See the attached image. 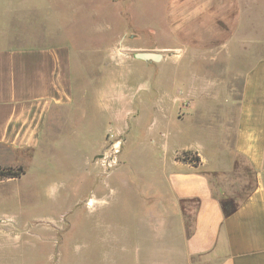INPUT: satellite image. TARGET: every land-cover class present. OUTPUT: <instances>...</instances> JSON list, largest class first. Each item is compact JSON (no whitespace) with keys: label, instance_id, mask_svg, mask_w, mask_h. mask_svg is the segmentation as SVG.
<instances>
[{"label":"crops","instance_id":"crops-1","mask_svg":"<svg viewBox=\"0 0 264 264\" xmlns=\"http://www.w3.org/2000/svg\"><path fill=\"white\" fill-rule=\"evenodd\" d=\"M78 1L0 0V168L20 169L17 177L0 178V264H26L32 234L43 235L40 264H54L46 227H33L36 209L76 207L67 203V188L96 185V170L89 168L96 148L89 146L84 180L79 169L58 168L61 192L49 198L47 158L58 148L64 156L57 160L80 150L64 128L98 127L102 136L123 127V61L113 67L105 59L98 77L82 73L79 51L63 40V17L79 13ZM166 14L176 39L161 46L170 65H189L194 47L214 49L201 60L221 56V64L238 65L240 83L231 88L224 71L201 83L187 72L176 75L182 97L151 117L152 180L137 186L132 204L134 217L152 225L142 233L166 241L152 250L129 247L127 228L123 264H264V0H167ZM21 17H34L38 34L17 40ZM140 52L160 55L158 61L136 59V53L134 61L124 59L135 63L140 79L149 68L148 79L167 74L159 69L162 52ZM91 103L105 105L100 116ZM124 111L137 123L146 118L141 106Z\"/></svg>","mask_w":264,"mask_h":264},{"label":"rangeland","instance_id":"rangeland-1","mask_svg":"<svg viewBox=\"0 0 264 264\" xmlns=\"http://www.w3.org/2000/svg\"><path fill=\"white\" fill-rule=\"evenodd\" d=\"M77 8L79 13L75 16L63 17V40L79 51L82 73L98 77L105 59L109 58L113 67L123 61V127H112L102 136H98V127L93 129L75 124L73 127L68 125L72 128L67 131L64 128V133L73 134V143L80 150L73 159L57 160L55 155L64 156L62 149L58 148L53 159L47 158L45 170L49 179V198H55L61 192H57L55 185L61 178L58 168L72 166L71 169H79V179L84 180L82 176L87 175V164L83 160L84 154H91L89 146L96 148V155L89 165L90 170L93 167L96 170V185L93 188L89 182H80L79 187L69 186L64 192L69 197L67 203L79 205L36 209L40 218H34L33 227H46V247L53 253L54 264L57 259L63 264H123V232L127 228L133 234L129 238V247L136 248L140 243L141 249L152 250L158 248L159 243L163 246L166 241L158 242L153 235L144 234L151 230L152 225L141 224L142 219L134 217L132 204L133 197L138 193L137 186L152 180L155 161L151 157V117L158 107L172 109L182 97L178 90L182 88L183 81L177 80L176 75L187 72L189 76L198 77V83H201V80L215 81L219 72L224 71L231 88L235 90L240 83V78H236L239 70L238 65L221 64V56L217 57L221 58L219 61L201 60V53L215 54L214 49L204 47L192 48L189 55L193 62L189 65H170L168 52L161 49V46H170L176 41L168 30L167 0H80ZM37 25L34 17H25L17 23V40L38 34ZM145 49L162 52L164 61L158 64L161 72H167L164 77L148 79V73L154 72L153 68H149L144 79H140L141 71L135 63H125V58L134 61L133 54ZM171 71L173 78L169 76ZM76 74H79L77 67ZM127 95H130L128 99ZM104 106L91 103L90 111L97 113L96 116L98 109ZM137 106H141L146 117L140 123L132 116L128 118L124 111H132ZM64 138L66 140V135ZM142 149L148 152H142ZM44 211L47 214L42 213ZM187 218L186 227L190 225V217ZM30 247L31 254L27 255L26 264H40L43 256L40 249L45 247L43 235L32 234Z\"/></svg>","mask_w":264,"mask_h":264},{"label":"trees","instance_id":"trees-1","mask_svg":"<svg viewBox=\"0 0 264 264\" xmlns=\"http://www.w3.org/2000/svg\"><path fill=\"white\" fill-rule=\"evenodd\" d=\"M197 160V159H196ZM20 169H10V168H0V178H8V177H17L19 175ZM223 210L227 213L229 208L225 203H223Z\"/></svg>","mask_w":264,"mask_h":264},{"label":"water","instance_id":"water-1","mask_svg":"<svg viewBox=\"0 0 264 264\" xmlns=\"http://www.w3.org/2000/svg\"><path fill=\"white\" fill-rule=\"evenodd\" d=\"M134 57L136 59H140L144 61H147V60L158 61L160 59V55L158 53H151V52L136 53Z\"/></svg>","mask_w":264,"mask_h":264},{"label":"built area","instance_id":"built-area-1","mask_svg":"<svg viewBox=\"0 0 264 264\" xmlns=\"http://www.w3.org/2000/svg\"><path fill=\"white\" fill-rule=\"evenodd\" d=\"M190 159L192 160V162H193L194 164H195L196 161H197V160H196L193 156H191V155H190ZM195 160H196V161H195Z\"/></svg>","mask_w":264,"mask_h":264}]
</instances>
